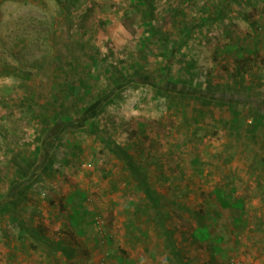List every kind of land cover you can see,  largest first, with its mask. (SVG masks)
Listing matches in <instances>:
<instances>
[{
  "label": "rangeland",
  "instance_id": "rangeland-1",
  "mask_svg": "<svg viewBox=\"0 0 264 264\" xmlns=\"http://www.w3.org/2000/svg\"><path fill=\"white\" fill-rule=\"evenodd\" d=\"M151 3L0 0V264H264V119L175 92L264 98V0Z\"/></svg>",
  "mask_w": 264,
  "mask_h": 264
},
{
  "label": "trees",
  "instance_id": "trees-1",
  "mask_svg": "<svg viewBox=\"0 0 264 264\" xmlns=\"http://www.w3.org/2000/svg\"><path fill=\"white\" fill-rule=\"evenodd\" d=\"M146 3L150 9V19L154 20L155 9L151 3V0H146ZM169 70L170 66L168 65L165 71L168 72ZM166 87L168 88V85H166ZM181 90H184L185 92H181ZM175 92L185 95L183 96L185 98L197 100L199 103H201V105L206 107H229L231 109L246 108L251 112L253 117L264 119V98H260L257 95L251 96L250 94H247V96H244L241 93L231 91L228 87L221 86L216 89L213 87H209V89H202V87L191 89V87H188L187 83H182L181 85H179V87L176 88ZM106 146L111 154H113L118 160L123 161L129 167L132 177L135 178L136 181L139 182V184L144 188L151 206L153 208L157 207V205L159 204V199H157V197L155 196V192L153 191V189L151 190L150 186H148L147 174L141 171L134 157L127 151H125L117 142L112 141V139L110 138L107 140ZM49 162L50 163H48L47 168L52 167L53 162ZM35 166L36 165H33V163H31L26 167H20V176L24 178L28 177ZM24 198L25 194L23 192H18V200L14 202V206L18 207V205L24 200ZM22 228L24 229V232H27L28 235L32 236L36 240V243L39 244L38 246H49L50 248L57 247V243L48 239L43 235V233L28 229L26 228V226H23ZM171 252L175 254V264H187L183 257L175 251V248L172 249Z\"/></svg>",
  "mask_w": 264,
  "mask_h": 264
},
{
  "label": "crops",
  "instance_id": "crops-1",
  "mask_svg": "<svg viewBox=\"0 0 264 264\" xmlns=\"http://www.w3.org/2000/svg\"><path fill=\"white\" fill-rule=\"evenodd\" d=\"M1 19V18H0ZM84 224V223H83ZM74 231V236H77V237H79L80 239H82L83 240V243H84V247L83 248H85L86 246H87V244L89 243H87L85 240H87L88 238L90 239V237H89V234H88V231H86V229H79V228H77V229H74L73 230ZM43 235L44 236H46V237H48V235L45 233V232H43ZM56 246L57 247H54L53 249H54V251H52L53 253L55 252H61V253H63V252H66V249H67V246H65V245H62V244H60V243H57L56 244ZM82 247V246H81ZM70 248V247H69ZM221 249H222V247H221ZM68 251V250H67ZM69 252V251H68ZM94 253H95V251H94ZM98 262L100 261V263H101V260L99 259V260H97ZM96 262V261H95ZM103 262V261H102ZM112 264H114V262L112 261Z\"/></svg>",
  "mask_w": 264,
  "mask_h": 264
},
{
  "label": "built area",
  "instance_id": "built-area-1",
  "mask_svg": "<svg viewBox=\"0 0 264 264\" xmlns=\"http://www.w3.org/2000/svg\"><path fill=\"white\" fill-rule=\"evenodd\" d=\"M235 264H238V263H235Z\"/></svg>",
  "mask_w": 264,
  "mask_h": 264
}]
</instances>
